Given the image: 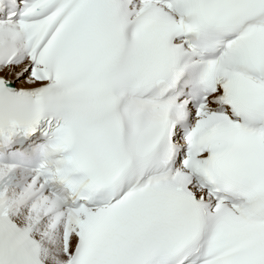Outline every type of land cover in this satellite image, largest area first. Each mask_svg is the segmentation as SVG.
<instances>
[{
  "label": "snow or ice",
  "instance_id": "obj_1",
  "mask_svg": "<svg viewBox=\"0 0 264 264\" xmlns=\"http://www.w3.org/2000/svg\"><path fill=\"white\" fill-rule=\"evenodd\" d=\"M0 264H264V0H0Z\"/></svg>",
  "mask_w": 264,
  "mask_h": 264
}]
</instances>
